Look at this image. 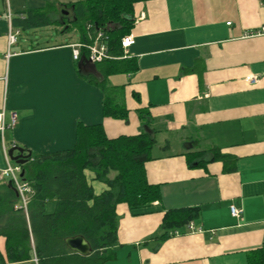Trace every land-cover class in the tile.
Returning a JSON list of instances; mask_svg holds the SVG:
<instances>
[{"label": "crops", "instance_id": "0c3cea01", "mask_svg": "<svg viewBox=\"0 0 264 264\" xmlns=\"http://www.w3.org/2000/svg\"><path fill=\"white\" fill-rule=\"evenodd\" d=\"M7 15L0 10V112L7 124L17 117L5 132L8 150L21 147L32 156L71 150L79 123L102 124L110 138L142 131L156 137L145 171L162 199L135 212L118 205L119 249L108 264H248L264 245V36L246 35L264 25V0L137 3L128 52L137 71L106 79L129 110L126 121L104 116V93L87 81L100 74L86 55L73 60L71 45L80 36L9 48ZM251 76L257 83L247 81ZM86 176L96 194L107 190L92 172ZM231 206L243 210L240 218ZM186 208L200 209L190 223L195 230L186 226L162 238L164 213ZM54 210L50 203L47 212ZM0 264L39 263L34 256L9 262L0 237Z\"/></svg>", "mask_w": 264, "mask_h": 264}, {"label": "trees", "instance_id": "16d2710c", "mask_svg": "<svg viewBox=\"0 0 264 264\" xmlns=\"http://www.w3.org/2000/svg\"><path fill=\"white\" fill-rule=\"evenodd\" d=\"M145 1L150 0H67L65 3L53 0L43 8L17 12L12 16V27L22 35L24 31L61 25L64 33L77 31L82 43L87 42L89 28L92 35L103 32L109 53L115 59L96 63L101 78L88 75L87 81L104 93V116L126 121L129 110L113 97L115 91L107 87L106 79L137 71L134 60L124 53L121 41L134 24V20L127 21L124 16H133L134 6ZM68 10L72 22L65 27L54 16H62ZM139 117L144 120L147 114L139 111ZM156 143L155 135L146 131L136 136L110 138L102 124L79 123L73 149L33 155L21 166L25 172L23 180L34 190L27 212L16 209L18 197L7 180L0 182V237L6 239L9 262L31 261L33 256L39 264L114 261L119 249L118 205L126 204L135 212L150 208L162 199L160 187L149 183L145 171ZM86 171L92 172L107 190L96 194ZM50 203L55 204L53 213L47 212ZM199 216V208L168 210L161 224L162 238L174 231L181 232ZM78 235L90 243L93 250L90 256H80L66 246V238ZM248 264H264V245L251 252Z\"/></svg>", "mask_w": 264, "mask_h": 264}, {"label": "built area", "instance_id": "2783aa9c", "mask_svg": "<svg viewBox=\"0 0 264 264\" xmlns=\"http://www.w3.org/2000/svg\"><path fill=\"white\" fill-rule=\"evenodd\" d=\"M144 17V16H143ZM7 20L11 24L12 22V15L8 13ZM228 25H231V23H228ZM20 31L17 29H14L10 25V30L8 32V46L9 48L16 45L19 41L20 37ZM264 36V25L258 29L251 31L249 34L246 35V37H261ZM106 37L104 36L103 32H97L96 34L92 35L89 32L87 33V42L82 43L79 42L77 44L71 45L72 47V57L74 61H79V59L82 56V52H86L87 59L93 63H101L105 60H112L115 59L113 56L110 55L108 47L105 43ZM135 44V37L133 34H127L123 37L121 41V46L123 48V51L126 55L129 53V48ZM11 54L9 53L8 56ZM247 81L251 84H255L258 81V78L255 76H251L247 78ZM17 124V117L16 114H12L11 121L9 124L5 121V114L4 112H0V144L3 145V151H4V157H5V167L1 170L0 174V181L1 180H10L12 182L13 187L16 189V192L18 194V204L16 205V209H22L25 212H27L29 203L31 201V198L34 195V190L31 187V185L23 180L21 178L22 173V167L20 165H13L12 161L8 155V149L6 148V142H5V132L8 129H14ZM231 215L234 218H240L243 214V210L239 209L235 206H231L230 208ZM188 230L194 231L193 224L188 225ZM197 232H202V230H197ZM176 235H178V232H176ZM35 261L37 262V259L35 258Z\"/></svg>", "mask_w": 264, "mask_h": 264}, {"label": "rangeland", "instance_id": "374dc122", "mask_svg": "<svg viewBox=\"0 0 264 264\" xmlns=\"http://www.w3.org/2000/svg\"><path fill=\"white\" fill-rule=\"evenodd\" d=\"M2 1L0 0V4L2 5ZM49 1L53 0H5L6 6L0 7V10H4L9 13L11 11L13 15H15L17 12H25L32 9H38L43 8L46 6V4ZM60 2H67V0H59ZM75 1V0H73ZM17 11V12H16ZM71 11H66L65 13L69 16L68 19L72 18V15L70 14ZM61 14H57L54 16V19L61 20ZM79 40V33L73 32L71 34L63 32V26H50L47 28H42L37 31H24L22 32V35L19 37V43L23 46H28L31 44H39L40 46H45L47 44H55L59 41H77ZM8 136L6 137L7 140ZM8 142V141H7ZM6 142V143H7ZM8 144V143H7ZM9 145V144H8ZM3 148V145H2ZM13 165H15L14 162H12ZM1 174V170H0ZM113 176V174L111 175ZM1 181H6L1 180ZM0 181V182H1ZM7 182H11L10 180ZM12 183V182H11ZM96 188V187H95ZM97 191H99L98 188H96Z\"/></svg>", "mask_w": 264, "mask_h": 264}, {"label": "water", "instance_id": "95a60500", "mask_svg": "<svg viewBox=\"0 0 264 264\" xmlns=\"http://www.w3.org/2000/svg\"><path fill=\"white\" fill-rule=\"evenodd\" d=\"M124 18L127 21L133 20L132 16L125 15ZM93 66L95 68V64ZM8 155L12 162L20 166L25 165L28 162V160L32 157V153L30 151H27L25 148L15 147V146L8 150ZM24 173H25L24 170H22L21 178L24 177ZM8 185L13 188L14 192L18 197L16 189L13 187L12 183L8 182ZM65 243L70 251L80 256H84V257L90 256L93 252L90 243L85 239V237L81 235L66 238Z\"/></svg>", "mask_w": 264, "mask_h": 264}, {"label": "flooded vegetation", "instance_id": "af4514ba", "mask_svg": "<svg viewBox=\"0 0 264 264\" xmlns=\"http://www.w3.org/2000/svg\"><path fill=\"white\" fill-rule=\"evenodd\" d=\"M61 18H62V19H61V23H62V24H66L65 27H68V26L70 25V22H72V19H68L69 16H68L67 14H64V13H63V15H62Z\"/></svg>", "mask_w": 264, "mask_h": 264}]
</instances>
